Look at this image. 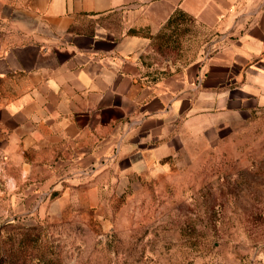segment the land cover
Instances as JSON below:
<instances>
[{
	"label": "rangeland",
	"instance_id": "374dc122",
	"mask_svg": "<svg viewBox=\"0 0 264 264\" xmlns=\"http://www.w3.org/2000/svg\"><path fill=\"white\" fill-rule=\"evenodd\" d=\"M6 32L0 19V55ZM214 35L174 15L145 38L142 74L201 60ZM3 80L0 264H264V109L202 130L193 122L185 145L153 165L109 157L114 149L72 165L12 131Z\"/></svg>",
	"mask_w": 264,
	"mask_h": 264
},
{
	"label": "crops",
	"instance_id": "0c3cea01",
	"mask_svg": "<svg viewBox=\"0 0 264 264\" xmlns=\"http://www.w3.org/2000/svg\"><path fill=\"white\" fill-rule=\"evenodd\" d=\"M176 14L213 30L212 50L148 79L145 38ZM0 19L3 108L36 154L78 165L114 149L153 165L185 145L193 122L202 130L264 109V0H0Z\"/></svg>",
	"mask_w": 264,
	"mask_h": 264
}]
</instances>
